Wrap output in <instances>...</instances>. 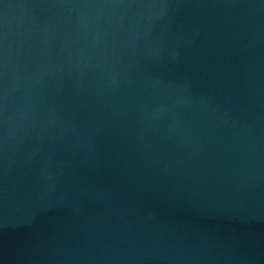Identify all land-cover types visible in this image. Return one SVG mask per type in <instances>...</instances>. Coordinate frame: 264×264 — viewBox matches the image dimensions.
Returning a JSON list of instances; mask_svg holds the SVG:
<instances>
[{
	"label": "water",
	"instance_id": "1",
	"mask_svg": "<svg viewBox=\"0 0 264 264\" xmlns=\"http://www.w3.org/2000/svg\"><path fill=\"white\" fill-rule=\"evenodd\" d=\"M0 264H264V0H0Z\"/></svg>",
	"mask_w": 264,
	"mask_h": 264
}]
</instances>
